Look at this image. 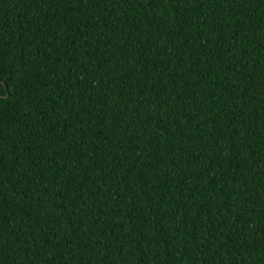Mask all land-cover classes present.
Here are the masks:
<instances>
[{
    "label": "trees",
    "instance_id": "1",
    "mask_svg": "<svg viewBox=\"0 0 264 264\" xmlns=\"http://www.w3.org/2000/svg\"><path fill=\"white\" fill-rule=\"evenodd\" d=\"M0 264H264V0H0Z\"/></svg>",
    "mask_w": 264,
    "mask_h": 264
}]
</instances>
